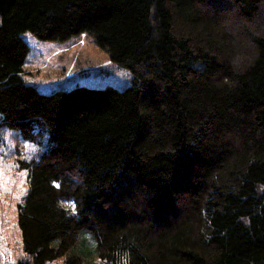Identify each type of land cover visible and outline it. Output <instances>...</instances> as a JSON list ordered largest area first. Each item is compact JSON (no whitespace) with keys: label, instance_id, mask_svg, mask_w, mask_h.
I'll return each instance as SVG.
<instances>
[{"label":"trees","instance_id":"1","mask_svg":"<svg viewBox=\"0 0 264 264\" xmlns=\"http://www.w3.org/2000/svg\"><path fill=\"white\" fill-rule=\"evenodd\" d=\"M23 31L84 34L129 83L40 92ZM0 114L41 147L15 264H95L83 231L104 264H264V0H0Z\"/></svg>","mask_w":264,"mask_h":264},{"label":"rangeland","instance_id":"2","mask_svg":"<svg viewBox=\"0 0 264 264\" xmlns=\"http://www.w3.org/2000/svg\"><path fill=\"white\" fill-rule=\"evenodd\" d=\"M260 18L256 21H262ZM21 37L28 45V52L21 64L20 75L40 92L66 89L74 84L93 87L110 85L121 89L129 83L128 69L111 61L84 34L60 42L38 39L28 31L21 32ZM16 144H19L18 149ZM30 149L31 145L11 133L0 135V264H15L19 249L14 200L25 188V172L16 169L15 160ZM84 236L88 247L82 242ZM79 240L73 249L75 253L91 259L95 264H104L91 253L94 240L89 232L83 231Z\"/></svg>","mask_w":264,"mask_h":264},{"label":"clouds","instance_id":"3","mask_svg":"<svg viewBox=\"0 0 264 264\" xmlns=\"http://www.w3.org/2000/svg\"><path fill=\"white\" fill-rule=\"evenodd\" d=\"M0 118H2V114H0ZM35 127H38V126H35ZM44 136L47 137V139H50V135L48 133H44ZM24 142L30 144L32 146V149L34 152L41 151L40 145L38 143H36L35 141L26 139ZM15 147L18 149L19 144H16Z\"/></svg>","mask_w":264,"mask_h":264}]
</instances>
